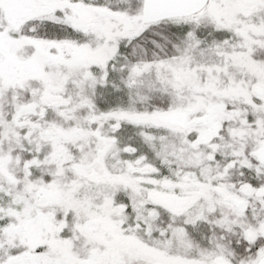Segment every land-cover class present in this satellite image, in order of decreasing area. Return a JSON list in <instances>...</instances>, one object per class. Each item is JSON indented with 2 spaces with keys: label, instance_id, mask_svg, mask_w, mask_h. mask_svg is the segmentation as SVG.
I'll return each instance as SVG.
<instances>
[{
  "label": "snow or ice",
  "instance_id": "snow-or-ice-1",
  "mask_svg": "<svg viewBox=\"0 0 264 264\" xmlns=\"http://www.w3.org/2000/svg\"><path fill=\"white\" fill-rule=\"evenodd\" d=\"M0 264H264V0H0Z\"/></svg>",
  "mask_w": 264,
  "mask_h": 264
}]
</instances>
